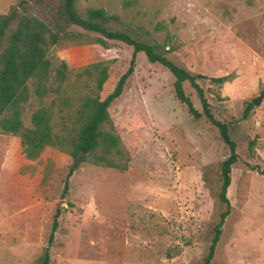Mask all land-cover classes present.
<instances>
[{
    "label": "rangeland",
    "instance_id": "obj_1",
    "mask_svg": "<svg viewBox=\"0 0 264 264\" xmlns=\"http://www.w3.org/2000/svg\"><path fill=\"white\" fill-rule=\"evenodd\" d=\"M21 0H0V14ZM28 12L44 21L45 3L24 0ZM115 16V29L164 47L166 56L193 74L226 76L217 85L199 80L213 116L228 125L236 144L227 198L231 205L211 264H264V0H80ZM76 30V29H73ZM132 49L109 43L107 50L62 45L50 51L52 69L60 61L72 72L57 99L52 124L74 109L81 80L75 74L107 62L101 99L127 70ZM164 67L136 54L132 75L108 108L127 158L124 171L75 163L46 147L34 161L24 157L18 137L0 132V264H38L58 212L49 264H198L205 256L222 204L220 164L228 148L204 116L192 117L173 91ZM185 94L201 112L195 90ZM260 98L247 119L245 103ZM41 102L32 95L24 122Z\"/></svg>",
    "mask_w": 264,
    "mask_h": 264
},
{
    "label": "trees",
    "instance_id": "obj_2",
    "mask_svg": "<svg viewBox=\"0 0 264 264\" xmlns=\"http://www.w3.org/2000/svg\"><path fill=\"white\" fill-rule=\"evenodd\" d=\"M32 1L45 3L51 16L50 21H44L28 12L25 6L28 2L24 0L16 6H11L5 14H0V132L20 139L22 152L27 160L38 159L46 147L55 148L74 158V164L66 175L63 195L67 193L68 179L75 170V157L79 152L84 155L81 161L126 170L127 158L120 138L115 133L108 108L121 96L126 80L132 75L136 54H144L148 63L167 69L174 78L172 86L176 99L186 106L192 117L204 116L217 129L228 148V156L220 164V188L217 197L222 209L213 227V236L207 252L198 263L211 264L222 234V226L231 210L226 194L231 183V169L238 160V154L236 144L230 138L228 125L213 116L198 81L207 79L220 86L227 82V77L208 78L176 65L166 56L164 47L127 31L113 28L111 23L116 17L108 15L103 8H83L80 6V0ZM109 43H121L132 49L127 70L119 78L112 92L101 99L100 93L108 79L107 62L97 61L81 68V72L75 74L76 81L81 80L82 87L72 104L74 109L66 116H60L63 126L55 130L52 121L53 106L57 99L46 103L44 98L53 93L64 107L71 105L70 100L62 97L60 93L72 72L64 61H60L59 65L52 69L50 51L65 44L107 50ZM185 82L195 90L201 112L193 107L190 98L185 94ZM32 95H35L41 104L32 113L27 125L23 118L24 105ZM259 95L264 98V89ZM253 108V103H245L241 120L247 119ZM249 169L264 176V169L259 166L251 165ZM58 212L55 214L47 246L38 264H49V247L58 226Z\"/></svg>",
    "mask_w": 264,
    "mask_h": 264
},
{
    "label": "water",
    "instance_id": "obj_3",
    "mask_svg": "<svg viewBox=\"0 0 264 264\" xmlns=\"http://www.w3.org/2000/svg\"><path fill=\"white\" fill-rule=\"evenodd\" d=\"M259 102H260V98H257V99H255V100L252 101V103H253L254 105H258ZM82 155H83L82 152H79V153L76 155V157H75V162H76V163H78V161H79V157L82 156Z\"/></svg>",
    "mask_w": 264,
    "mask_h": 264
}]
</instances>
